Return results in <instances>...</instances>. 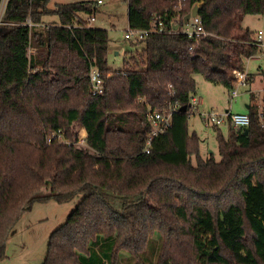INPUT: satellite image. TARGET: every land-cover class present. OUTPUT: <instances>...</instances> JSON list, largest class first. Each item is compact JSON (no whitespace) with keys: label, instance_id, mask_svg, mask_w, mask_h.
Returning <instances> with one entry per match:
<instances>
[{"label":"trees","instance_id":"16d2710c","mask_svg":"<svg viewBox=\"0 0 264 264\" xmlns=\"http://www.w3.org/2000/svg\"><path fill=\"white\" fill-rule=\"evenodd\" d=\"M200 3L208 34L190 38L185 17ZM96 9V0L54 8L48 0H6L0 264L35 202L76 198L41 264H264V96L261 106L247 105L248 133L228 124L225 137L213 125L220 160L201 156V139L188 126L196 75L232 90L258 53L255 32L242 22L264 15V0H128L129 27L146 29L160 18L179 28L134 42L141 51L120 69L108 65V29L87 22ZM48 15L57 20L46 22ZM93 68L105 81L102 93L93 92ZM176 104L187 110L173 113L146 152L149 113ZM76 123L87 146L47 143L58 129L77 139Z\"/></svg>","mask_w":264,"mask_h":264},{"label":"rangeland","instance_id":"374dc122","mask_svg":"<svg viewBox=\"0 0 264 264\" xmlns=\"http://www.w3.org/2000/svg\"><path fill=\"white\" fill-rule=\"evenodd\" d=\"M86 0H48V6L54 8L57 4L80 2ZM95 1V0H94ZM94 11L96 19L91 26L108 29L110 46L108 65L120 69L124 67L129 55L141 51V46L135 44L133 39L125 37L128 32V0H104L96 4ZM46 22H54L57 16L44 17ZM243 26L253 32L264 29V15L248 14L242 22ZM254 35V34H253ZM264 71V60L259 57L249 58L246 71L254 74V82L250 85L242 84L235 88L239 95L232 99V90L220 84H213L203 75L197 74V90L193 96L202 100L189 116L188 126L191 133H196L200 139V154L203 158L214 156L220 160L218 131L202 117V113L210 110L219 112L231 108L233 112H248V104L252 102L262 105L264 96V82L261 80L260 71ZM253 91H251L250 90ZM254 98H253V96ZM225 137L230 134L228 124L220 126ZM74 129L83 132L78 123ZM192 160L196 163L195 155ZM78 198L58 202L56 200L37 201L33 209L25 213L19 220L16 228L10 235L7 243V258L3 264H41L46 256L50 235L54 230L63 225L71 211L76 207ZM126 255V252H123Z\"/></svg>","mask_w":264,"mask_h":264},{"label":"built area","instance_id":"2783aa9c","mask_svg":"<svg viewBox=\"0 0 264 264\" xmlns=\"http://www.w3.org/2000/svg\"><path fill=\"white\" fill-rule=\"evenodd\" d=\"M104 0H96V4L103 3ZM6 5V0H3L0 9V17L2 16L3 10ZM177 8L181 9V2H178ZM96 19L95 14L89 15L87 17V22L91 24L92 21ZM1 24V18H0ZM176 23H172V25L167 26L166 23L162 19H155L151 26L146 29H137V28H128V32L125 37L127 39H133L134 42L145 39L151 33H165L175 31ZM172 26V27H171ZM182 32L188 34L190 38H202L208 34L206 31L202 18L200 14L195 16L191 15L189 21L182 28ZM253 43L257 45L259 48L258 53H256L253 57H259L264 60V29H259L254 33ZM251 57V58H253ZM261 80L264 82V71L260 72ZM91 82L93 85L94 94L102 93L105 88V81L102 77L101 71L97 68H93L90 74ZM250 82V73L246 71H238L237 72V80L235 82L234 88L232 90L231 98L234 99L239 95V91L237 90V86L242 84L249 85ZM251 85V84H250ZM251 90V88H250ZM264 90V89H262ZM252 91V90H251ZM253 92V91H252ZM202 100L197 96H193L191 99V106L194 109L198 104H200ZM180 108V105L170 106L163 110H153L149 113V120L152 125V133L147 139V145L145 147L146 152H150V146L152 144V140L155 136L164 132L172 122L173 113ZM193 110H190V114ZM189 114V115H190ZM203 119H205L209 124L212 125H224L231 124L232 127L236 131H243L244 128L248 127L250 124V116L247 112H233L231 108L226 109L225 111L219 112L217 110H210L208 112L202 113ZM83 129V128H82ZM59 142V143H67L74 146H87L86 142V132L83 129V132L78 136L77 139L73 138V136L62 130H54L50 132L47 136V143Z\"/></svg>","mask_w":264,"mask_h":264},{"label":"water","instance_id":"95a60500","mask_svg":"<svg viewBox=\"0 0 264 264\" xmlns=\"http://www.w3.org/2000/svg\"><path fill=\"white\" fill-rule=\"evenodd\" d=\"M202 6H203V3L196 4L194 6V8L192 9L191 13L186 15L185 23H187L189 21L191 15L195 16V15L199 14L200 13V9L202 8ZM178 28H179V24L175 25V30H177ZM180 110L181 111H186L187 110V106L180 107ZM248 131H249V127L244 128V132L245 133H248Z\"/></svg>","mask_w":264,"mask_h":264}]
</instances>
